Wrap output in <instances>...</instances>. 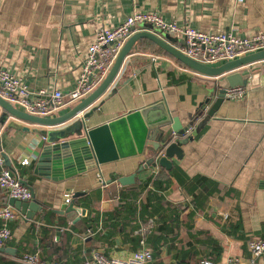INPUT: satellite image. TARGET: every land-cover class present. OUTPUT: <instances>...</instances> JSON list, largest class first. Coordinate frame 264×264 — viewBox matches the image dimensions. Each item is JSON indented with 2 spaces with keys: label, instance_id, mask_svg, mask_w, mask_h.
Returning <instances> with one entry per match:
<instances>
[{
  "label": "crops",
  "instance_id": "1",
  "mask_svg": "<svg viewBox=\"0 0 264 264\" xmlns=\"http://www.w3.org/2000/svg\"><path fill=\"white\" fill-rule=\"evenodd\" d=\"M137 10L155 11L167 21L207 32L231 31L240 37L264 32V0H0V62L24 77L32 91L60 89L67 94L77 87L99 27L115 26ZM173 36L177 47L183 44ZM136 46L111 86L118 83L117 92L111 95L110 88L84 110L101 105L86 124L94 128L160 104L155 116L169 113L187 125L212 97L187 134L192 139L182 145L183 158L174 157L170 170L147 165L153 152L146 149L142 155L55 181L34 172L45 141L34 129L53 128L20 122L32 130L23 131L10 125L19 121L0 109V155L11 161L4 169L26 181L42 206L29 219L0 189V206L10 205L17 212L6 222L12 235L0 247V264H26V253H37L47 262L87 264L97 251L128 258L143 247L153 253L150 264L220 263L232 256L245 263L252 260L250 242L264 238V61L240 68L248 80L246 96L225 99L208 117L218 91L227 84L225 76L185 71L149 39ZM171 124L162 126L167 144L174 138ZM27 158L30 163L22 165ZM132 174L134 183L119 182ZM76 192L84 193L74 199L76 210L60 214L66 195L72 201ZM91 213L93 221H87ZM4 224L0 219V227ZM254 264H264V253Z\"/></svg>",
  "mask_w": 264,
  "mask_h": 264
},
{
  "label": "water",
  "instance_id": "2",
  "mask_svg": "<svg viewBox=\"0 0 264 264\" xmlns=\"http://www.w3.org/2000/svg\"><path fill=\"white\" fill-rule=\"evenodd\" d=\"M173 35L171 32L167 33L166 36L145 30L134 32L125 43L112 68L100 85L64 114L49 117L30 114L0 96V109L4 111V114H9L19 121H14L10 125L23 131L32 130L20 122L53 128L34 129L35 132H38L45 139L34 169L35 174L55 181L63 180L94 169L103 163L142 155L146 149H151L153 152L152 156L147 159V165L157 166L159 164L170 170L173 166L172 159L174 157L183 158L182 145L192 139V136L187 134L193 128L194 123L205 114V106L211 103L212 97L206 98L205 102L201 104L200 111L191 116V121L187 125L181 124L179 117H172L169 113L155 116L154 112L158 108L162 109L160 104L137 109L94 128H88L86 124L90 116L97 109H101V105L91 107L89 111L84 112V110L92 106L96 100L111 88L125 58L133 47H137L136 43L142 39L153 41L183 65L200 74L211 77L225 76L227 84L218 91L213 104L206 112L208 117H213L221 104L227 99L225 96L226 88L247 85L248 80L238 70L244 66L264 61L263 49L220 65H206L182 53L175 45V37ZM118 86V83H116L111 88V95L117 92ZM168 123H172L171 128L178 136L187 135V137L178 138L167 144V140L163 139L164 130L162 126ZM162 147H165L163 150L164 155L158 157L159 152H162L160 151ZM2 156L4 162L3 164L0 163V172L6 166L11 167L8 155L3 153ZM23 182L27 184L26 181ZM119 182L122 185L134 183L135 174L121 177ZM83 194V192H76L73 195V200L69 203H64L58 212L66 214L75 211L74 199ZM32 199L22 201L11 197L10 204L27 218L32 219L34 213L42 208L35 201V193H33ZM83 213H85V210Z\"/></svg>",
  "mask_w": 264,
  "mask_h": 264
},
{
  "label": "built area",
  "instance_id": "3",
  "mask_svg": "<svg viewBox=\"0 0 264 264\" xmlns=\"http://www.w3.org/2000/svg\"><path fill=\"white\" fill-rule=\"evenodd\" d=\"M151 31L153 33H173L183 39V44L178 47L182 53L200 63L216 66L222 63L238 59L251 53L264 49V32H259L252 37H240L231 31L207 32L197 29L189 24L179 25L176 21H167L155 11H134L121 23L115 26H101L96 32L89 52L83 59L81 71L77 80V87L65 94L60 89L48 88L32 91L24 77L9 71L0 62V96L17 108L34 115L49 117L68 103H76L92 93L106 77L127 40L136 31ZM156 59V58H155ZM185 71H192L185 66ZM247 88L236 86L226 88L227 99L238 100L245 97ZM11 118L15 119L13 116ZM173 140L178 138L174 133ZM164 155L160 152L158 157ZM4 161L0 155V163ZM30 160L24 159L22 165H28ZM99 181L106 185L104 176L98 174ZM0 189L10 197L29 201L33 198V190L12 169H3L0 172ZM72 199L71 194L66 195V203ZM17 212L10 206H0V219L5 224L0 227V247L10 239L12 231L6 224L15 218ZM252 260L243 262L241 258L232 256L224 262H214L206 259L201 264H254V259L264 253V238L250 242ZM22 260L26 264H60L59 261L47 262L42 260L37 253H26ZM153 260L151 249L143 247L128 258L108 257L97 251L87 264H150ZM191 264V263H187Z\"/></svg>",
  "mask_w": 264,
  "mask_h": 264
},
{
  "label": "trees",
  "instance_id": "4",
  "mask_svg": "<svg viewBox=\"0 0 264 264\" xmlns=\"http://www.w3.org/2000/svg\"><path fill=\"white\" fill-rule=\"evenodd\" d=\"M150 41H151V40H150ZM152 42H153V41H152ZM153 43H154V42H153ZM154 44H155V43H154ZM157 46H158V45H157ZM159 48H160V47H159ZM161 50H162L164 53L169 54V53L166 52L164 49L161 48ZM184 66H185V65H184ZM172 141H174V140L172 139ZM172 141H171V142H172ZM136 187H137L136 185L132 186L133 189H136ZM134 192H135V190H133V193H132V194H134ZM132 194H131V195H132ZM134 196H135V195H134ZM97 215H99V214H97ZM87 221H93L92 213L88 216ZM90 227H91L92 230H96V227H94V226H90Z\"/></svg>",
  "mask_w": 264,
  "mask_h": 264
}]
</instances>
